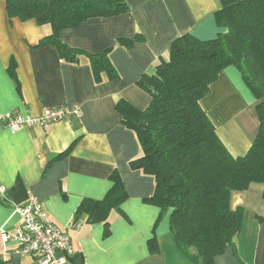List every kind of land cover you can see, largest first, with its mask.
<instances>
[{
    "label": "crops",
    "instance_id": "crops-1",
    "mask_svg": "<svg viewBox=\"0 0 264 264\" xmlns=\"http://www.w3.org/2000/svg\"><path fill=\"white\" fill-rule=\"evenodd\" d=\"M129 10L110 17L89 18L60 32L63 43L88 54L110 49L117 70L113 79L96 81L88 59L68 62L51 45L35 46L50 32L48 24L9 17L0 0V113L18 111L39 117L45 107H77L70 116L45 125L33 124L15 132L0 124V229L20 222L14 206L35 197L53 222L71 238L74 254L66 264H188L172 235L170 210L146 199L154 191L150 174L130 167L141 155L133 130L121 122L116 110L123 98L145 108L149 94L137 81L152 75L159 56L170 43L188 33L214 38L224 27L215 18L220 0H125ZM130 47L120 39H135ZM257 99L235 65L223 68L210 83L200 104L216 133L234 157L249 149L259 128ZM68 151L58 159L59 153ZM117 170L127 198L108 217L110 233L102 222L76 216L84 198L101 199ZM264 184L233 191L231 207L244 216L234 246L214 258L215 264H264ZM76 218V219H75ZM155 245L150 250V240ZM4 264H37L14 252L12 242L0 241Z\"/></svg>",
    "mask_w": 264,
    "mask_h": 264
},
{
    "label": "trees",
    "instance_id": "trees-1",
    "mask_svg": "<svg viewBox=\"0 0 264 264\" xmlns=\"http://www.w3.org/2000/svg\"><path fill=\"white\" fill-rule=\"evenodd\" d=\"M6 10L10 18L50 26L35 46L51 45L68 62L85 56L96 81L117 76L110 49L85 53L63 43L60 32L89 18L125 13L129 10L125 0H6ZM215 18L224 32L211 39L188 33L176 37L166 55L158 57L154 74L137 81L150 96L145 108L123 98L116 104L122 124L134 131L141 146V155L130 160V167L154 177V191L146 200L161 212L170 210V229L188 264H215L227 244L234 246L244 209L231 207V194L254 182L264 184V0H220ZM141 39L119 42L128 48ZM228 65L239 69L257 99L260 121L249 149L236 157L200 104L210 83ZM109 178L112 184L103 198H84L76 210V216L85 214L90 223L102 222L104 236L110 233V212L127 198L118 171L114 169ZM154 249L151 239L150 250Z\"/></svg>",
    "mask_w": 264,
    "mask_h": 264
},
{
    "label": "built area",
    "instance_id": "built-area-1",
    "mask_svg": "<svg viewBox=\"0 0 264 264\" xmlns=\"http://www.w3.org/2000/svg\"><path fill=\"white\" fill-rule=\"evenodd\" d=\"M79 115L77 107L66 106L45 107L39 117L9 111L0 113V124L15 132L25 126L45 125ZM4 192L5 188L0 185V193ZM14 211L19 215L20 222L11 230L0 229V241L12 242L15 253L31 257L37 264H66L74 254L71 238L53 222L43 205L31 196L24 203L15 205Z\"/></svg>",
    "mask_w": 264,
    "mask_h": 264
}]
</instances>
